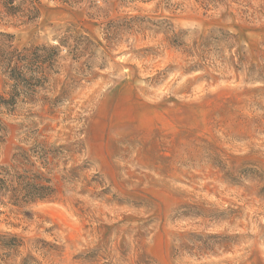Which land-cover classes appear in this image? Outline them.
Returning <instances> with one entry per match:
<instances>
[{"label":"rangeland","instance_id":"374dc122","mask_svg":"<svg viewBox=\"0 0 264 264\" xmlns=\"http://www.w3.org/2000/svg\"><path fill=\"white\" fill-rule=\"evenodd\" d=\"M39 1L0 32L61 53L0 167L56 193L0 196V264H264V0Z\"/></svg>","mask_w":264,"mask_h":264},{"label":"trees","instance_id":"16d2710c","mask_svg":"<svg viewBox=\"0 0 264 264\" xmlns=\"http://www.w3.org/2000/svg\"><path fill=\"white\" fill-rule=\"evenodd\" d=\"M39 0H0V24L13 26L32 25L41 15ZM12 35L0 32V72L12 85L9 98L0 96V105L15 107L20 101L31 103L38 89L48 82V73L58 63V47H30L20 49L14 45ZM66 45V43L64 44ZM4 126L0 121V146L3 143ZM46 162V163H43ZM20 166L31 170L17 171V167H0V196L9 197L17 204H33L46 201L56 193L51 178L35 170L25 152L20 153ZM47 156L42 158L41 169L48 168ZM15 242L16 238H12Z\"/></svg>","mask_w":264,"mask_h":264}]
</instances>
